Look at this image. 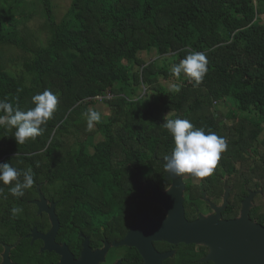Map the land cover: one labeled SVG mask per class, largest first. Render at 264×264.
<instances>
[{"label":"trees","instance_id":"1","mask_svg":"<svg viewBox=\"0 0 264 264\" xmlns=\"http://www.w3.org/2000/svg\"><path fill=\"white\" fill-rule=\"evenodd\" d=\"M36 14L44 20L45 38L29 24ZM263 20L264 0H72L60 20L53 0H0V100L27 111L35 106L33 95L44 90L59 98L53 118L35 139L19 145L15 128L0 126V162L64 161L72 150L82 165L80 177L96 179L105 193L126 196L132 176L121 174L119 189L110 191L118 177L112 166L118 140L129 138L133 149L121 157L136 164L169 156L174 141L162 125L170 113L229 145L228 185L237 216L240 192L257 189L249 177L264 170L262 162L241 169L242 144L236 139L243 133L250 147L264 130ZM18 52L20 59L11 57ZM191 52L205 53L208 61L199 86L170 71ZM162 78H175L180 91L167 88ZM97 103L108 108V119ZM88 109L101 114L92 129L84 115ZM220 116L245 117L251 125L233 124L228 133ZM222 160L227 164L229 157Z\"/></svg>","mask_w":264,"mask_h":264},{"label":"flooded vegetation","instance_id":"2","mask_svg":"<svg viewBox=\"0 0 264 264\" xmlns=\"http://www.w3.org/2000/svg\"><path fill=\"white\" fill-rule=\"evenodd\" d=\"M220 117L228 127V133L233 124L251 125V120L245 117ZM263 133L264 130L254 142L250 140V147L243 133L236 137L239 139L237 145L242 144L240 153L244 158L239 160L242 170L258 168L257 164L261 162L264 165V139H260ZM118 141L112 162L118 177L110 191L119 189L124 177H133L132 186L128 187L130 193L122 197L118 192L105 193L103 184H98L96 179L80 177L77 171L82 165L73 157L72 150L64 154V161L24 165L21 161L8 162L21 173L25 171L24 167L26 170L31 168L34 184L25 190L23 197L17 198L9 192L11 185L0 183V189H3L0 192V264H215L204 260L210 253L208 246L160 239L162 234L158 229L161 228L149 226V222L162 223L168 219L165 207L151 199L156 197L155 192L166 193L173 188L174 178L165 171L162 161L165 157L156 162L136 164L129 157H121L125 149H133L129 138ZM228 147L226 145V150ZM164 150L168 151V147ZM226 150L218 162L222 167L216 166L211 176L202 180L191 175L177 177L185 184V218L193 223L202 217L215 216L216 208L223 207L221 221L236 219L244 199L254 191L257 195L250 217L264 226V207L256 201L260 195L264 196V170L249 177L250 184L259 187L244 189L247 193L240 192V211L235 216L233 205L236 200L232 196V185H228L233 178L229 166L231 156ZM224 157H229L227 164L222 160ZM137 166L145 168L143 174ZM45 167L47 170L40 169ZM42 174L50 176L42 178ZM19 179L22 181L23 176ZM218 184L223 185V190ZM227 187H231V192L224 207ZM14 206L23 209L15 217L11 212ZM139 224V229L133 231ZM130 234L131 240L123 243Z\"/></svg>","mask_w":264,"mask_h":264},{"label":"clouds","instance_id":"3","mask_svg":"<svg viewBox=\"0 0 264 264\" xmlns=\"http://www.w3.org/2000/svg\"><path fill=\"white\" fill-rule=\"evenodd\" d=\"M207 64L205 53L191 52L170 71L177 79L183 74L190 83L199 86L208 71ZM172 91L179 92V86L173 85ZM32 103L35 105L33 108L22 111L18 106L13 107L7 99L0 100V126L15 128L14 138L19 145L42 134L43 127L57 110L59 98L50 90H44L33 95ZM84 115L88 129L101 120V114L92 109H88ZM169 115L164 117L162 127L171 134L174 147L171 154L164 158L165 171L175 177L191 175L196 180L211 176L226 150V141L215 132L205 133L203 129H197L188 119H173ZM21 175L22 181L19 179ZM0 183L11 185V195L20 198L25 195V190L33 186L34 174L31 168L21 173L11 164L0 163ZM22 211L19 206L11 209L13 217Z\"/></svg>","mask_w":264,"mask_h":264},{"label":"water","instance_id":"4","mask_svg":"<svg viewBox=\"0 0 264 264\" xmlns=\"http://www.w3.org/2000/svg\"><path fill=\"white\" fill-rule=\"evenodd\" d=\"M162 161L164 162V159ZM173 178V188L166 193L155 192L156 197L151 199L160 202L169 215L162 223L149 222L150 227L161 228L158 229L162 234L160 239L173 243L206 245L210 253L204 260L215 264H264V226L254 222L250 217L257 192H249L243 201L240 216L236 219L221 221L223 207H217L215 216L202 217L191 223L185 218L183 205L185 184L181 178L175 176ZM137 187L143 194L144 190L140 189V185ZM230 192L231 187H227L224 207L228 203ZM139 227L140 224L133 231ZM131 234L123 243L131 240Z\"/></svg>","mask_w":264,"mask_h":264},{"label":"rangeland","instance_id":"5","mask_svg":"<svg viewBox=\"0 0 264 264\" xmlns=\"http://www.w3.org/2000/svg\"><path fill=\"white\" fill-rule=\"evenodd\" d=\"M71 2L72 0H53V3L55 5V11H56V16H57V19L60 20L62 19V17L67 13V11L69 10L70 8V5H71ZM44 22V20L42 19V17L38 14H36L35 16H33L30 20H29V24L30 26L32 27V29L38 33L41 37L45 38L46 37V33L45 32H42L40 27H41V24ZM264 22V20H263ZM20 55L21 53L18 52V54H14L13 56L11 57H16V58H19L20 59ZM144 60H147V61H150L153 56L152 55H144L142 56ZM176 78V77H175ZM175 78H172L170 80H164V78L161 79V82L169 89L172 90V86L173 85H176L177 83V80ZM145 91V89H144ZM230 103V105H234V102L233 100H229L228 101ZM97 108L100 110V112L102 113L103 112V116H104V119H106L107 117H109L108 115H104V114H109L108 112H110L108 110V108L106 106H104L103 103H97ZM222 109H225L223 107H221ZM225 113L229 111V108H226L225 110ZM260 139H264V133L260 136ZM256 201L261 204V205H264V196H261V197H258L256 199Z\"/></svg>","mask_w":264,"mask_h":264}]
</instances>
